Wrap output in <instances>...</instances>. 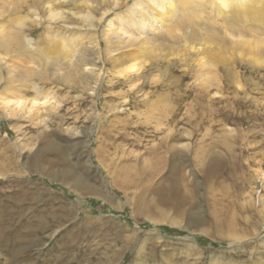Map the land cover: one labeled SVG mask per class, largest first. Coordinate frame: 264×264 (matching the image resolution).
Masks as SVG:
<instances>
[{
  "label": "rangeland",
  "instance_id": "rangeland-1",
  "mask_svg": "<svg viewBox=\"0 0 264 264\" xmlns=\"http://www.w3.org/2000/svg\"><path fill=\"white\" fill-rule=\"evenodd\" d=\"M134 1L0 0V264H264V0Z\"/></svg>",
  "mask_w": 264,
  "mask_h": 264
},
{
  "label": "bare ground",
  "instance_id": "bare-ground-1",
  "mask_svg": "<svg viewBox=\"0 0 264 264\" xmlns=\"http://www.w3.org/2000/svg\"><path fill=\"white\" fill-rule=\"evenodd\" d=\"M193 1H197V0H177V7H179L180 3L183 4L184 6V9L185 8H189V7H192L193 5L197 6V2H193ZM210 3V5H217L218 8H221V9H227V7L229 8H232L233 10V13H235L236 9L239 8L240 4L243 3V1H245V4L247 6H242L243 8V11H245L244 13L248 14V16H251V12H250V8H251V5L249 4V1L248 0H206ZM241 1V2H240ZM257 0H255L256 2ZM200 2V1H199ZM205 3V0H202L197 8H200V6H202L203 4ZM208 3V4H209ZM193 4V5H192ZM204 7V5L202 6V8ZM172 9L173 11L175 10V6H174V3H173V0H172V4H171V0H146L145 3L138 1V0H135L133 2V4L130 6V9L131 10H134V11H130L131 14H135V16H138L139 18H137V21L142 23V24H146L145 22L147 21L148 23V20L146 19L147 17L143 18V15H141L140 13L144 10H146V13H148V18L150 17L151 19H155L156 17H154L152 14L153 11H156L158 12L157 14L159 16H167L166 14L168 13L169 15V12H171L170 10L168 11H165L164 9ZM178 9V8H177ZM137 13H136V12ZM252 11V10H251ZM167 12V13H166ZM152 13V14H151ZM250 13V14H249ZM239 14V13H238ZM238 16V15H237ZM236 18V17H235ZM160 20H158L159 23H162L163 22V19H161V17H159ZM114 22L113 19L108 20V23L106 24V26L104 27V31H107V34H109V32H116L115 30H117V26L114 25ZM106 34V33H105ZM111 34V33H110ZM249 42H247L248 44ZM252 44V43H251ZM206 48V47H205ZM216 59V58H215ZM214 60V59H213ZM135 66V65H134ZM133 65L130 66L131 68L134 67ZM15 102L14 105H17V106H21L23 101L21 100H17V101H13ZM36 102V101H35ZM11 103V102H10ZM6 104V103H5ZM22 108V107H21Z\"/></svg>",
  "mask_w": 264,
  "mask_h": 264
}]
</instances>
